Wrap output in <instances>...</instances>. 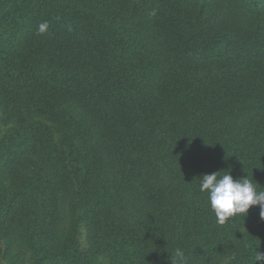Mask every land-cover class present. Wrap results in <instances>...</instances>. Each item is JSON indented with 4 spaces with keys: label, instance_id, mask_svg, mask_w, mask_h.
<instances>
[{
    "label": "trees",
    "instance_id": "trees-1",
    "mask_svg": "<svg viewBox=\"0 0 264 264\" xmlns=\"http://www.w3.org/2000/svg\"><path fill=\"white\" fill-rule=\"evenodd\" d=\"M4 123L7 264L14 235L27 264L264 254L259 205L219 226L199 191L217 171L264 191V0H0Z\"/></svg>",
    "mask_w": 264,
    "mask_h": 264
},
{
    "label": "clouds",
    "instance_id": "clouds-1",
    "mask_svg": "<svg viewBox=\"0 0 264 264\" xmlns=\"http://www.w3.org/2000/svg\"><path fill=\"white\" fill-rule=\"evenodd\" d=\"M155 15V10L151 13ZM48 28L47 22L41 23L37 28V35H43ZM199 191L207 194L210 210L214 213L215 222L219 226L225 225L230 219L247 214L253 205H259L260 218L264 220V191L257 190L256 185L247 177L233 179L230 171L222 174L220 171L200 176ZM173 264L183 261L184 252L177 248L174 256L171 254ZM264 261V254L258 252L254 258Z\"/></svg>",
    "mask_w": 264,
    "mask_h": 264
},
{
    "label": "rangeland",
    "instance_id": "rangeland-1",
    "mask_svg": "<svg viewBox=\"0 0 264 264\" xmlns=\"http://www.w3.org/2000/svg\"><path fill=\"white\" fill-rule=\"evenodd\" d=\"M12 123H4L0 125V139L2 136L12 127ZM264 226V220L260 218V215L251 221H248L242 228V233H256ZM78 241L80 248L87 249L86 242V228L83 223L80 224ZM4 243L0 241V264H7V261L3 259ZM11 260L14 264H27V251L21 238L18 235L13 236L12 245L9 251ZM93 264H108L107 259L103 255H96L93 257Z\"/></svg>",
    "mask_w": 264,
    "mask_h": 264
}]
</instances>
